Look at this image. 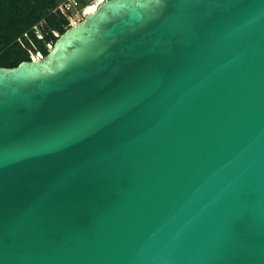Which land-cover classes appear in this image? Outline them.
I'll return each instance as SVG.
<instances>
[{"label":"water","instance_id":"obj_1","mask_svg":"<svg viewBox=\"0 0 264 264\" xmlns=\"http://www.w3.org/2000/svg\"><path fill=\"white\" fill-rule=\"evenodd\" d=\"M0 264H264V0H101L0 68Z\"/></svg>","mask_w":264,"mask_h":264},{"label":"trees","instance_id":"obj_2","mask_svg":"<svg viewBox=\"0 0 264 264\" xmlns=\"http://www.w3.org/2000/svg\"><path fill=\"white\" fill-rule=\"evenodd\" d=\"M64 0H0V68H14L30 55L48 54L47 44L55 42L53 32L63 34L70 26L68 16L58 8ZM79 8L88 6L78 0ZM42 27L43 39L35 34Z\"/></svg>","mask_w":264,"mask_h":264},{"label":"built area","instance_id":"obj_3","mask_svg":"<svg viewBox=\"0 0 264 264\" xmlns=\"http://www.w3.org/2000/svg\"><path fill=\"white\" fill-rule=\"evenodd\" d=\"M71 9H76L77 10V14H84L85 13L84 12L85 11V7L84 8H79V4H78V2L76 0H67V1L63 2V5L60 8V10H62L65 14H66V12L70 11ZM70 21H71L70 25L76 23L75 20L70 19ZM35 34H36V36H37V38L39 40L43 39V33H42V27L41 26L35 28ZM53 36H54V38L57 39L59 35H58V33L53 32ZM53 44H54L53 41H50L47 44L48 51L51 50ZM41 57H42V55L40 53L31 54L30 55V61H34V60H36L38 58H41Z\"/></svg>","mask_w":264,"mask_h":264},{"label":"rangeland","instance_id":"obj_4","mask_svg":"<svg viewBox=\"0 0 264 264\" xmlns=\"http://www.w3.org/2000/svg\"><path fill=\"white\" fill-rule=\"evenodd\" d=\"M65 1H67V0H64V2ZM76 1L78 2V0H76ZM86 1L89 4L88 5V7H89L90 5L97 4V1H99V0H86ZM62 5H63V3L60 4L58 6V8L60 9ZM66 15L68 16L69 21H70V19H72V20H75L76 22L81 20L82 17H83V14H77V10L76 9H71L70 11L66 12Z\"/></svg>","mask_w":264,"mask_h":264},{"label":"bare ground","instance_id":"obj_5","mask_svg":"<svg viewBox=\"0 0 264 264\" xmlns=\"http://www.w3.org/2000/svg\"><path fill=\"white\" fill-rule=\"evenodd\" d=\"M101 0H99V1H97V4L100 2ZM97 4H94V5H90L89 7L87 6V7H85V13L86 12H92L94 9H95V7H96V5Z\"/></svg>","mask_w":264,"mask_h":264}]
</instances>
